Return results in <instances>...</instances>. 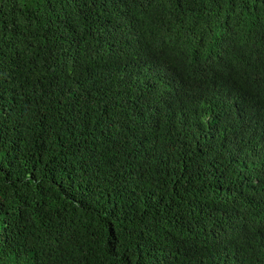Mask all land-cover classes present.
Segmentation results:
<instances>
[{
	"label": "trees",
	"instance_id": "trees-1",
	"mask_svg": "<svg viewBox=\"0 0 264 264\" xmlns=\"http://www.w3.org/2000/svg\"><path fill=\"white\" fill-rule=\"evenodd\" d=\"M0 264H264V0H0Z\"/></svg>",
	"mask_w": 264,
	"mask_h": 264
}]
</instances>
